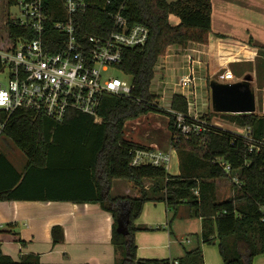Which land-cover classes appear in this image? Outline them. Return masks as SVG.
<instances>
[{
  "label": "trees",
  "instance_id": "1",
  "mask_svg": "<svg viewBox=\"0 0 264 264\" xmlns=\"http://www.w3.org/2000/svg\"><path fill=\"white\" fill-rule=\"evenodd\" d=\"M17 1L7 0L8 5ZM85 2L87 11L77 17L78 33L82 36L108 35L114 29L111 14L119 10L131 24L142 23L149 28L148 43L127 50L119 66L133 79L132 95H105L98 109L99 119L77 111H69L62 121H57L30 109L19 108L10 115L0 110V135L10 138L28 159L21 172L0 152V200L99 203L115 218L112 242L119 256L115 264H205L202 246L216 242L224 264H253L254 257L264 254V115H227L231 122L247 127L252 139L261 141V145L214 125H207L198 135L185 136L175 128L172 117L168 127L179 157V175L169 174L164 166L132 165L134 150L148 147L125 136L126 122L159 111L151 86L156 65L167 49L189 42H208L212 1ZM45 7L50 17L43 40L50 50L56 51L59 34L54 23L65 20L67 13L62 0H47ZM172 14L180 18V24L171 23ZM4 26L5 37H0L4 49H13L20 37H37L34 30L18 25L9 14ZM171 108L187 113L188 101L175 94ZM203 118L210 123V117ZM224 162L231 165V172L225 171ZM234 177L238 182L232 181ZM115 179L128 180L138 190V196L113 198L110 191ZM145 179L154 184L145 187ZM223 179L233 183L231 195L222 199L217 182ZM150 200L165 202L171 213L170 224L183 204L189 207L190 216L202 221L196 246L178 260L141 259L137 255L135 233L148 228L137 226L135 221ZM118 220H128V234L117 231ZM8 227L9 230L0 231V244L23 243L20 234L12 229L13 224ZM52 236L55 244L61 243L63 228L53 226ZM0 264L41 263L33 255L14 261L0 249Z\"/></svg>",
  "mask_w": 264,
  "mask_h": 264
},
{
  "label": "crops",
  "instance_id": "2",
  "mask_svg": "<svg viewBox=\"0 0 264 264\" xmlns=\"http://www.w3.org/2000/svg\"><path fill=\"white\" fill-rule=\"evenodd\" d=\"M211 1V31L208 42L170 46L166 54L160 57L155 68V74L156 71L158 75L164 72L159 86L164 94H168V99L175 94H182L184 90L178 86V82L187 72L188 66L193 65L196 69L197 84L189 95H198L197 87L203 86L202 79L209 81L210 78L218 76V81L224 82L220 76L230 70L235 76L234 82L251 78L256 93L255 113L264 115V101L260 111L258 98V92L264 94V0ZM170 21L173 25L181 22L174 14L170 15ZM177 75L179 80L175 81ZM169 101L171 102V99ZM151 145L157 146L155 143ZM169 149L172 150V160V152L176 150H166ZM179 174L180 172L174 175ZM120 181L122 180L115 179L112 183L110 192L113 198L138 196V191L129 181L126 180V185L122 184L125 186H118L117 183H122ZM219 182L220 180L217 182L218 186L221 184ZM120 189L126 191L114 194ZM169 214L164 201L150 200L145 203L136 224L140 227L156 224L157 229L139 230L135 233L139 258L174 261L196 246L190 249L184 247L183 239H179L170 228L169 220L166 221ZM114 222L113 214L103 209L99 203L0 200V231L9 230L8 224H13L12 229L19 233L24 241H4L0 244V249L4 255L17 262L27 255H33L38 257L41 264H115L119 256L112 242ZM200 224L199 232L202 230V221ZM55 225H60L64 230V240L58 244L54 243L52 236V228ZM176 241L183 246L182 253L167 256ZM185 241L190 242V239ZM205 245L202 246L203 253ZM253 264H264V254L254 257Z\"/></svg>",
  "mask_w": 264,
  "mask_h": 264
},
{
  "label": "built area",
  "instance_id": "3",
  "mask_svg": "<svg viewBox=\"0 0 264 264\" xmlns=\"http://www.w3.org/2000/svg\"><path fill=\"white\" fill-rule=\"evenodd\" d=\"M45 1L20 0L21 17L14 18L18 25L34 30L37 37H20L13 49L0 46L3 64L0 72L9 69L7 84L0 83V110L10 115L19 108L30 109L57 121H62L69 111H77L99 119L98 109L105 95L130 97L134 86L132 78L131 81L122 80L107 76L106 72L112 66H120L127 50L144 47L149 41L150 30L142 23L131 24L119 10L111 14L114 29L108 35L82 36L78 33L77 17L87 11V3L85 0H62L67 18L54 23L59 34L55 39L59 49L52 51L43 40L50 17ZM220 79L234 82L235 76L227 70ZM196 84V69L190 65L178 82L184 90L181 95L188 101L187 113L173 110L168 98H162L168 102L175 128L185 136L198 135L211 125L194 108L199 102L191 101L193 97L189 93ZM172 98L169 99L172 101ZM234 133L255 144L262 143L252 139L249 129ZM132 154L134 166L152 164L167 168L171 163V151L159 147L136 149ZM222 165L227 173L231 172L230 164L224 162ZM232 181L238 182V179L234 177Z\"/></svg>",
  "mask_w": 264,
  "mask_h": 264
},
{
  "label": "rangeland",
  "instance_id": "4",
  "mask_svg": "<svg viewBox=\"0 0 264 264\" xmlns=\"http://www.w3.org/2000/svg\"><path fill=\"white\" fill-rule=\"evenodd\" d=\"M9 14L12 18H20L21 17V8H20V0L17 3L12 5H8L7 0H0V37H5V26L4 21L5 18ZM107 76L111 77H118L122 80L131 81V77L126 74L123 70H121L118 66H112L106 72ZM164 76V72L158 75L156 71L155 77L152 82L151 92L157 95V102L158 106H162L159 108L158 112H150L149 114L143 115L136 120H130L126 122L125 128V136L127 139L142 144L146 147L152 148L151 144L155 143V147H159L160 149L166 150L168 148H173L172 146V133L169 130L168 124L169 120L172 118L171 114L168 112L169 107L167 106L168 102L162 100L164 96L168 98V94H164V91L159 83H161V79ZM9 77V69L5 68L3 72H0V83L7 84ZM179 80V75L175 77V81ZM211 80H219L218 76L214 78H210L209 81L201 80V88L198 85V95L197 93L192 95L191 101H196L198 105H195L199 112V115L210 117V124L222 128L224 130H229L232 132H244L247 130V127H241L234 122H231L230 119L227 117L228 113H217L213 110L212 101H211V89L209 86V82ZM159 86V87H158ZM194 87L192 88V90ZM259 98V108L262 111L263 108V99L264 94L262 92H258ZM170 100V99H168ZM166 106V107H163ZM259 111V112H260ZM1 130V126H0ZM263 149V148H261ZM170 150V149H169ZM172 151V150H171ZM0 152L7 155L10 160L14 163V165L20 170L24 171L27 165V156L26 154L19 149L15 143L5 135H0ZM172 160L169 166L167 167L168 173L174 175L180 172L179 167V157L176 151L172 152ZM122 183H117L118 186H125L127 181L125 179H121ZM124 182V183H123ZM221 183L219 185V197L225 198L231 195V185L232 181L229 179L220 180ZM125 184V185H122ZM145 187L152 186L154 181L148 180L144 182ZM149 189V188H148ZM137 190V189H135ZM125 189H120L116 193H124ZM138 191V190H137ZM110 194H112L110 192ZM148 202V201H147ZM171 219V213L169 214V218H166V221ZM138 220V219H137ZM135 221V224L137 223ZM200 219L190 216L189 207L185 204L181 205L177 211L176 216L171 222L170 228L175 234L178 235L179 239H183L184 247L186 249H190L194 247L199 238L201 224ZM138 225V224H136ZM148 229L144 231H156L157 226L156 224H151L149 226H144ZM175 240L176 237L173 236ZM190 239V242H186L185 240ZM178 246V247H177ZM167 253H169L168 249H166ZM183 246L176 241V245L173 246L171 252L167 255H178V253H182ZM204 257L206 264H224L223 258L220 254L218 242L216 244H206L204 246Z\"/></svg>",
  "mask_w": 264,
  "mask_h": 264
},
{
  "label": "water",
  "instance_id": "5",
  "mask_svg": "<svg viewBox=\"0 0 264 264\" xmlns=\"http://www.w3.org/2000/svg\"><path fill=\"white\" fill-rule=\"evenodd\" d=\"M211 101L217 113L252 114L256 112V93L251 78L235 82H219L211 80ZM127 221L118 220L117 231L128 234Z\"/></svg>",
  "mask_w": 264,
  "mask_h": 264
}]
</instances>
